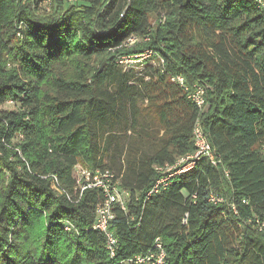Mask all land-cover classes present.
Instances as JSON below:
<instances>
[{
  "label": "trees",
  "instance_id": "16d2710c",
  "mask_svg": "<svg viewBox=\"0 0 264 264\" xmlns=\"http://www.w3.org/2000/svg\"><path fill=\"white\" fill-rule=\"evenodd\" d=\"M78 1L38 16L31 0H0V264H126L157 237L165 264H264V8ZM147 50L139 69L120 62ZM177 75L204 87L206 109ZM198 122L221 162L197 159L147 197L158 166L196 151ZM77 164L129 192L113 257L93 228L104 194H80Z\"/></svg>",
  "mask_w": 264,
  "mask_h": 264
},
{
  "label": "built area",
  "instance_id": "2783aa9c",
  "mask_svg": "<svg viewBox=\"0 0 264 264\" xmlns=\"http://www.w3.org/2000/svg\"><path fill=\"white\" fill-rule=\"evenodd\" d=\"M257 1L264 8L263 1ZM142 39L148 38L146 36ZM139 40L140 39L138 37H131L129 39V43L134 44ZM154 56L155 54L152 50H147L137 55L125 56L121 58L120 62L123 64L128 63L129 65L139 63V66L142 67L146 60L154 58ZM125 67L128 68L127 65H125ZM172 81L178 82L186 89L188 97L197 105L199 109L205 108L206 100L205 89L203 86L195 84L191 89L187 86L185 78L181 75L172 77ZM9 102L13 103L12 101ZM193 141L196 147V151L193 154L179 157L174 164H165L164 166L157 167L159 177L153 184L152 188L147 192V197L168 187L172 179L190 170L194 166L197 159L205 157L213 165H218L221 162L199 122L196 124L193 132ZM73 175L76 180V189L80 191V194L89 188H98L104 194V199L97 205L96 208V219L93 224V228L103 233L107 241V247L113 257L115 255L118 240L114 231L111 229V221L115 217V205H120L123 209H126L129 192L121 188L119 180H115V175L109 170H92L77 164L73 169ZM53 187L60 190L56 177H54ZM222 200L223 198L221 196L214 193L210 195V201L214 203ZM183 222H187L186 217ZM71 228L70 224L66 225L67 230H70ZM166 257L167 253L164 249L162 239L161 237H157L154 241V251L146 255H136L125 262L126 264H165Z\"/></svg>",
  "mask_w": 264,
  "mask_h": 264
},
{
  "label": "rangeland",
  "instance_id": "374dc122",
  "mask_svg": "<svg viewBox=\"0 0 264 264\" xmlns=\"http://www.w3.org/2000/svg\"><path fill=\"white\" fill-rule=\"evenodd\" d=\"M36 1H38V0H31V3L32 2L34 3V4L32 3L31 6L36 8L35 14H37L38 16H43V15L50 16V15H53V13L57 12L58 10H60L59 9V2H61L63 0H41V1L37 2V4H36ZM262 1L264 3V0H262ZM64 2L66 4H70V5L71 4H76V5H80L81 4V2L80 1L77 2V0H64ZM156 15L157 14H155V13L150 14V21L153 24H154ZM153 60H155V57H154ZM153 60H151V61H153ZM123 65H127L128 67H135L136 69H139V67H140L139 63L131 64V65H129L128 63H124ZM2 107L3 108H11V107H13V103L9 102L8 104H6V105H4ZM206 107L207 106H205L204 109H206Z\"/></svg>",
  "mask_w": 264,
  "mask_h": 264
},
{
  "label": "water",
  "instance_id": "95a60500",
  "mask_svg": "<svg viewBox=\"0 0 264 264\" xmlns=\"http://www.w3.org/2000/svg\"><path fill=\"white\" fill-rule=\"evenodd\" d=\"M105 65V63L101 66L100 70H102L103 66Z\"/></svg>",
  "mask_w": 264,
  "mask_h": 264
}]
</instances>
